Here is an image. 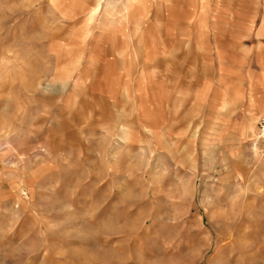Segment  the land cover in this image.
<instances>
[{"label":"rangeland","instance_id":"rangeland-1","mask_svg":"<svg viewBox=\"0 0 264 264\" xmlns=\"http://www.w3.org/2000/svg\"><path fill=\"white\" fill-rule=\"evenodd\" d=\"M58 9L0 0V264H264V0H208L144 94L101 93L91 10Z\"/></svg>","mask_w":264,"mask_h":264},{"label":"crops","instance_id":"crops-1","mask_svg":"<svg viewBox=\"0 0 264 264\" xmlns=\"http://www.w3.org/2000/svg\"><path fill=\"white\" fill-rule=\"evenodd\" d=\"M84 1L87 0H52L58 10H91L83 29L95 32L91 56L104 73L101 77L106 84V90L100 92L112 95L121 94L122 88L128 94H144L145 64L147 67L150 63L190 64V36L200 21L199 17H193L196 10H208V0H97L91 8ZM40 28L52 40L58 37V28L52 23ZM90 37L89 34L86 39ZM43 74L38 78L45 79ZM57 86L52 92L53 99L59 94ZM39 93V104L46 106L44 90Z\"/></svg>","mask_w":264,"mask_h":264},{"label":"built area","instance_id":"built-area-1","mask_svg":"<svg viewBox=\"0 0 264 264\" xmlns=\"http://www.w3.org/2000/svg\"><path fill=\"white\" fill-rule=\"evenodd\" d=\"M257 142L262 144L264 148V115L260 117L258 121V138Z\"/></svg>","mask_w":264,"mask_h":264},{"label":"bare ground","instance_id":"bare-ground-1","mask_svg":"<svg viewBox=\"0 0 264 264\" xmlns=\"http://www.w3.org/2000/svg\"><path fill=\"white\" fill-rule=\"evenodd\" d=\"M25 38H26V37H25ZM56 86H57V81H56V79H54V80L52 81V83H51V87L55 89ZM29 87H30V86H28L27 84H25V85H24L25 91L30 90ZM57 87H58V86H57ZM35 88H36V90H38V91L40 92L41 89H47L48 86L43 85L42 80L40 79V80H39V83H38V86H36Z\"/></svg>","mask_w":264,"mask_h":264}]
</instances>
